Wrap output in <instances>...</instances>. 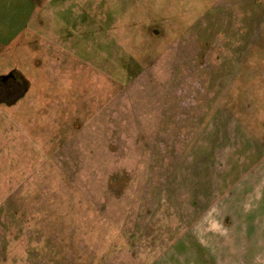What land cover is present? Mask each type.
I'll return each instance as SVG.
<instances>
[{
  "label": "rangeland",
  "instance_id": "rangeland-1",
  "mask_svg": "<svg viewBox=\"0 0 264 264\" xmlns=\"http://www.w3.org/2000/svg\"><path fill=\"white\" fill-rule=\"evenodd\" d=\"M12 72L0 264H264V0H0Z\"/></svg>",
  "mask_w": 264,
  "mask_h": 264
},
{
  "label": "water",
  "instance_id": "water-1",
  "mask_svg": "<svg viewBox=\"0 0 264 264\" xmlns=\"http://www.w3.org/2000/svg\"><path fill=\"white\" fill-rule=\"evenodd\" d=\"M9 79V78H15V75H13V74H8V75H6V76H3V77H0V79L1 80H4V79Z\"/></svg>",
  "mask_w": 264,
  "mask_h": 264
},
{
  "label": "flooded vegetation",
  "instance_id": "flooded-vegetation-1",
  "mask_svg": "<svg viewBox=\"0 0 264 264\" xmlns=\"http://www.w3.org/2000/svg\"><path fill=\"white\" fill-rule=\"evenodd\" d=\"M10 74H11V73H10ZM7 80H8V81H10V80H12V81H16V82L18 83V81H17V80H14V79H10V78L8 79V78H7Z\"/></svg>",
  "mask_w": 264,
  "mask_h": 264
},
{
  "label": "trees",
  "instance_id": "trees-1",
  "mask_svg": "<svg viewBox=\"0 0 264 264\" xmlns=\"http://www.w3.org/2000/svg\"><path fill=\"white\" fill-rule=\"evenodd\" d=\"M11 74H13L14 75V72H12ZM16 75V74H15ZM17 80V79H16ZM24 91H25V89H24Z\"/></svg>",
  "mask_w": 264,
  "mask_h": 264
}]
</instances>
